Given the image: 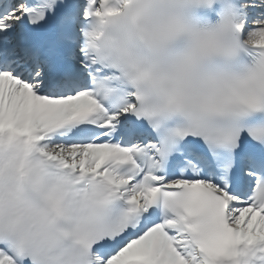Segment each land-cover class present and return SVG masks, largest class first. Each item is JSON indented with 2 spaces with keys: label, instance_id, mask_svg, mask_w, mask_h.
<instances>
[{
  "label": "snow or ice",
  "instance_id": "1",
  "mask_svg": "<svg viewBox=\"0 0 264 264\" xmlns=\"http://www.w3.org/2000/svg\"><path fill=\"white\" fill-rule=\"evenodd\" d=\"M0 264H264V0H0Z\"/></svg>",
  "mask_w": 264,
  "mask_h": 264
}]
</instances>
